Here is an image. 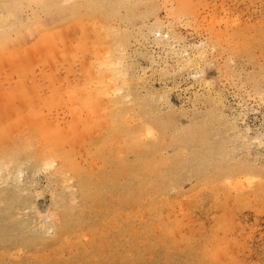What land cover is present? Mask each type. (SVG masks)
Returning a JSON list of instances; mask_svg holds the SVG:
<instances>
[{
  "label": "rangeland",
  "instance_id": "obj_1",
  "mask_svg": "<svg viewBox=\"0 0 264 264\" xmlns=\"http://www.w3.org/2000/svg\"><path fill=\"white\" fill-rule=\"evenodd\" d=\"M2 4L0 264H264V0Z\"/></svg>",
  "mask_w": 264,
  "mask_h": 264
},
{
  "label": "bare ground",
  "instance_id": "obj_2",
  "mask_svg": "<svg viewBox=\"0 0 264 264\" xmlns=\"http://www.w3.org/2000/svg\"><path fill=\"white\" fill-rule=\"evenodd\" d=\"M31 1H34V0H31ZM9 5H6V4H2V5H0V10L2 11H6V10H8L9 9ZM7 17V18H6ZM7 19H10V16L8 17V16H2V13H0V29L1 28H3V27H6V21L5 20H7ZM8 21V20H7ZM51 22V21H50ZM75 24H77L78 25V23H75ZM83 24V23H82ZM84 25V24H83ZM79 26V25H78ZM82 26V25H81ZM67 27V26H66ZM76 27V26H75ZM89 27V26H88ZM87 27V28H88ZM95 27V26H94ZM71 28V27H70ZM79 28V27H78ZM81 28V27H80ZM79 28V29H80ZM91 28V27H90ZM89 29V28H88ZM81 30V29H80ZM83 30V29H82ZM70 31H71V29H70ZM57 33V32H56ZM89 34V33H88ZM92 34V33H91ZM43 35V34H42ZM104 35V34H103ZM48 36V35H47ZM17 39H20V37H16ZM40 38V37H39ZM42 38V37H41ZM22 39V38H21ZM110 40V39H109ZM17 41V40H16ZM40 41V40H39ZM54 41V40H53ZM53 41H51V42H53ZM23 42V41H22ZM28 42V41H27ZM50 41L48 42V43H51ZM60 42V41H59ZM59 42H58V44L57 45H59ZM24 43V42H23ZM42 43V42H41ZM57 43V42H56ZM96 43V42H95ZM53 44V43H52ZM51 44V45H52ZM22 45V44H21ZM43 45V44H42ZM46 45V44H45ZM50 45V44H49ZM56 45V46H57ZM102 45V44H101ZM106 45V44H105ZM104 45V46H105ZM14 46H16V45H14ZM44 46V45H43ZM103 46V45H102ZM2 47V46H1ZM41 47V46H40ZM48 46H46V48H47ZM52 47H53V45H52ZM76 47V46H75ZM107 47V46H106ZM44 49V48H43ZM50 49V48H49ZM57 50V49H56ZM55 50V51H56ZM70 50V49H69ZM20 51V50H19ZM47 51H48V49H47ZM64 51V50H63ZM73 51V50H72ZM76 51V50H75ZM83 51V50H82ZM87 51V50H86ZM95 51V50H94ZM104 51V50H103ZM15 52V51H14ZM61 52V51H60ZM47 53V52H46ZM51 53H52V50H51ZM74 53V52H73ZM67 54V53H66ZM72 55V54H71ZM4 56H8L7 54L6 55H4ZM97 56V55H96ZM119 56V55H118ZM1 57V56H0ZM110 57V56H109ZM16 59V58H15ZM19 59V58H18ZM54 59V58H53ZM103 59V58H102ZM1 60V59H0ZM27 60H29V59H27ZM81 60V59H80ZM105 60V59H104ZM117 60V59H116ZM97 61H98V59H97ZM106 61V60H105ZM26 61H24V63H25ZM79 62V61H78ZM103 62V61H102ZM101 62V63H102ZM108 62H110V61H108ZM22 64V63H21ZM103 64V66L104 65H106V64H104V63H102ZM101 64V65H102ZM108 64V63H107ZM116 65V64H115ZM106 66H108V65H106ZM110 66V65H109ZM117 66V65H116ZM14 67V66H13ZM29 67V66H28ZM115 67V66H114ZM2 68H3V65H2ZM82 68V67H81ZM111 70H114V68L113 69H111ZM116 71V70H115ZM106 72H108L107 70H106ZM112 72V71H111ZM91 73V72H90ZM121 73V72H120ZM110 75V74H109ZM101 76V75H100ZM98 78H100V80H101V77H99L98 76ZM103 78V77H102ZM106 78H108V77H106ZM97 79V78H96ZM124 79V78H123ZM126 80V79H125ZM22 81V80H21ZM87 82H88V80H87ZM103 82V81H102ZM125 82V81H124ZM99 82H97V84H98ZM105 83V82H104ZM116 83V82H115ZM19 84V83H18ZM31 84V83H30ZM92 84V83H91ZM102 84V83H101ZM107 84V83H106ZM27 85V84H26ZM32 85V84H31ZM89 85V84H88ZM84 86V85H83ZM99 86V85H98ZM103 87H105V86H103ZM107 87V86H106ZM70 88V87H69ZM35 90H36V88H34ZM51 89V88H50ZM100 89V88H99ZM71 90V89H70ZM108 90V89H107ZM32 91V90H31ZM80 91V90H79ZM91 91H94V90H90V92ZM104 90H102L100 93L103 95L104 94V92H106V91H104ZM109 91V90H108ZM98 92V93H99ZM112 92V91H111ZM1 93H3V91L1 92ZM35 93V92H34ZM80 93V92H79ZM95 93H97L96 91H95ZM109 93V92H108ZM5 94V93H4ZM93 94V93H92ZM92 94H88V95H90L89 97H87V99L84 101L83 100V102L81 103V105L83 106V107H85V109H89V110H91V108L93 107V104H94V102H93V100H95L96 99V97L94 96V95H92ZM57 95V94H56ZM79 95V94H78ZM87 95V96H88ZM99 95V94H98ZM101 95V96H102ZM106 95V94H105ZM104 95V96H105ZM108 95V94H107ZM6 96V95H5ZM85 96V95H84ZM93 96L95 97V99L93 98ZM100 96V95H99ZM18 97V96H17ZM34 98V97H33ZM43 99V98H42ZM82 99V98H81ZM98 99V98H97ZM96 99V100H97ZM101 99V98H100ZM108 99H110V98H108ZM22 100V99H21ZM20 101V100H19ZM109 102V101H108ZM35 104V103H34ZM27 109V108H26ZM28 110V109H27ZM92 110H94V109H92ZM95 111V110H94ZM98 111V110H97ZM96 111V112H97ZM36 113V112H35ZM21 115V114H20ZM90 117V116H89ZM39 119V118H38ZM88 119V118H87ZM87 121V120H86ZM40 122H38V124H39ZM73 123V122H72ZM87 123V122H86ZM40 124H42V123H40ZM36 125V124H35ZM87 125V124H86ZM25 126V125H24ZM38 126V125H37ZM28 127V126H27ZM44 126H38L37 128H35L34 130L35 131H33L34 132V134L33 135H35V137H38L42 142L45 140V138H49V140H48V144H47V146H48V152L46 153V154H40V156H46V155H48V156H55L56 154H57V152H58V144H60V142H62L63 141V139L61 138H59L58 136H55L54 134H52L51 132H50V134H48L47 135V132H46V129H44L43 128ZM59 127V126H58ZM19 128V127H18ZM29 128V127H28ZM22 129V128H21ZM51 130H52V128H51ZM59 132L60 130H58V129H56L55 128V133L57 134V131ZM28 131V130H27ZM26 132V131H25ZM29 132V131H28ZM62 132V131H61ZM23 133V132H22ZM60 133V132H59ZM58 133V134H59ZM63 135V134H62ZM72 135V134H71ZM47 136V137H46ZM10 137V136H9ZM33 137V136H32ZM31 137V138H32ZM69 137V136H68ZM143 137V136H142ZM20 138V137H19ZM23 139V138H22ZM2 140H4L5 141V139H2ZM12 140V139H11ZM30 140V139H29ZM62 140V141H61ZM7 141H8V139H7ZM10 141V140H9ZM13 141V140H12ZM14 141H16V140H14ZM74 141V140H73ZM6 142V141H5ZM27 142H28V140H27ZM14 143V142H13ZM14 145V144H13ZM19 145V144H18ZM46 145V144H45ZM6 146H7V144H6ZM9 146V145H8ZM20 146V145H19ZM22 146V145H21ZM17 147V146H16ZM61 147V146H60ZM22 149V148H21ZM16 150V149H15ZM58 155V154H57ZM56 158H57V156H56ZM237 186V185H236Z\"/></svg>",
  "mask_w": 264,
  "mask_h": 264
}]
</instances>
